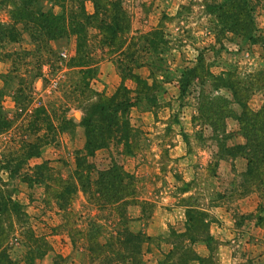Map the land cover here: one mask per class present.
<instances>
[{
    "label": "rangeland",
    "instance_id": "374dc122",
    "mask_svg": "<svg viewBox=\"0 0 264 264\" xmlns=\"http://www.w3.org/2000/svg\"><path fill=\"white\" fill-rule=\"evenodd\" d=\"M82 1L86 10L92 12L91 1ZM211 1L222 2L123 0L131 19L129 37L135 36L132 61L134 65H139L135 72L147 79V88L151 91L148 93L145 88L149 98H142L129 111L136 137L134 153L124 156L121 146L112 144L108 149L98 150L93 161L97 168H105L111 160H116L132 174L131 183L137 190L138 198L149 202L147 206L139 202L128 207L135 229L145 231L155 213L158 212V216L162 214L161 209L157 210L159 205L171 209L169 211L173 213L175 211L171 207L174 205L182 208H185L182 204L197 205L204 209L222 205L228 211L225 217H221L225 234L211 233V221H217L218 213L206 210L208 232L212 240L210 244H195L196 252L208 254L211 245L216 264H234L247 260L253 264H264V229L256 224L255 217L257 206L264 204V196L257 190L246 192L239 186L242 178L238 169L241 167L228 160L235 158L226 155L227 147L243 145L245 137L234 118H228L225 129L218 130L214 135L208 123L201 119L198 110L200 99L206 96L212 103L224 98L236 114L241 112V106L232 91L222 85L228 79L236 83L240 81V87L250 85L253 90L248 93L247 103L252 110H257L264 103V86L255 89L258 84H254L256 79L261 82L263 80L260 77L264 71V48L260 43H252L248 38L233 34L224 27L226 19L220 21L205 8L204 4ZM40 4L45 10H60L51 0H42ZM248 4L255 25L254 34L258 36L264 32V0H248ZM6 11L7 8L0 4V20L7 21ZM6 51H17L19 55L13 59L7 58ZM25 51L29 53H23ZM96 52L99 54L98 49ZM74 53L73 35L56 39L38 51L30 37L24 33L18 42L4 44L0 48V89L4 87L1 74L14 71L12 74L17 76L7 82L8 88L3 97L4 111L14 119V123L11 129L0 134V159L11 154L23 139L32 140V136L25 135L27 132H22L21 128L29 130L34 119V108L40 100L54 124L61 118H70L75 125L70 130L58 133L56 140L44 145L40 155L30 158L27 164L32 166L42 160H49L61 176L68 177L72 173L74 151L83 146L85 136L83 127L79 125L82 111L75 102L76 94H70L77 76L73 69L63 64L65 61H61L60 57L68 59ZM40 58L44 60L43 64ZM198 60L202 67L201 75H189L186 70L195 66ZM96 68V75L90 81L91 86L106 94L113 93L121 82L113 60L102 59ZM39 69L41 75L31 80V73ZM208 73L220 76L221 79L214 81ZM182 77H185V91L181 93ZM18 78L23 82L19 83ZM125 84L130 88L135 87L130 80H126ZM10 86L21 87V102L14 101L9 92ZM32 88L36 92L34 100ZM46 132L42 126L38 134ZM178 134L186 142V150L193 155L190 164L196 174L191 181L181 177L185 165L174 163L169 157L167 144L174 142ZM236 158L246 163L245 157L238 155ZM232 184L236 188L229 193ZM0 187L13 190L15 199L26 212V223L15 221L7 241L9 254L18 264L87 263L86 251L81 249L80 241L73 246L63 229L62 210L54 201L45 200L43 185H27L18 178L9 179L8 172L0 164ZM67 210L71 212L75 228H85L89 218L96 217L106 231L112 230L111 214L88 202L81 191L77 192ZM184 210L176 212H183L185 217ZM178 223L177 229L168 225L165 232L151 236L144 244L143 254L147 264H162L168 250L179 241L176 236H170V229L180 232L185 220L182 223V219H179ZM28 227L35 236H44L52 251L60 254L63 260H51V252L48 253L49 258L27 260L32 248L24 239V230ZM189 264L198 262L192 261Z\"/></svg>",
    "mask_w": 264,
    "mask_h": 264
},
{
    "label": "trees",
    "instance_id": "16d2710c",
    "mask_svg": "<svg viewBox=\"0 0 264 264\" xmlns=\"http://www.w3.org/2000/svg\"><path fill=\"white\" fill-rule=\"evenodd\" d=\"M41 1L0 0V4L7 8L8 17L7 21L0 20V48L4 44L18 42L24 33L30 37L38 51L56 39L68 35L75 36L74 55L68 59L60 57V60L65 61L63 64L73 69L77 76L70 94H76L75 102L82 111L79 125L84 129L85 140L83 146L74 151V168L68 177L56 173L49 160L29 166L28 160L38 157L44 145L54 142L58 133L70 130L75 125L70 118H61L54 124L49 114H46L47 108L39 100L34 108V119L29 130L21 128L22 132H27L25 135L32 136V140L23 139L11 154L2 157L1 168L8 172L9 179L18 178L27 185L44 186L45 200L54 201L62 210L63 229L73 246L80 241V246L83 247L81 249L86 251L88 260L84 264H147L143 247L151 236L142 229H135L134 219L128 214L129 206L144 201L138 198L137 190L131 183L132 174L116 160H111L105 168H97L93 161L98 150L108 149L112 144L120 145L124 156L132 155L136 150V137L129 111L142 98H149L147 92L151 89L147 88V79L135 72L139 65H134L132 61L135 36L129 37L130 16L123 0H90L92 12L86 10L82 0H51L54 5L60 7L58 12L45 10L40 4ZM204 5L208 12L216 15L220 21L226 19L227 24L224 27L231 33L248 38L252 43H260L264 48V32L258 36L254 34L255 25L248 0H222L218 3L211 1ZM17 55V51L5 52L7 58L13 59ZM105 58L113 60L121 77L120 84L111 94L97 91L90 84L96 75L98 62ZM40 62L43 64L44 60L40 58ZM12 72L14 71L1 74L4 87L0 89V134L11 129L14 123V119L5 113L2 105L8 88L7 82L17 77ZM186 72L199 77L202 73L199 60ZM261 73L263 77L260 78L263 80L261 82L256 79L254 84L258 86L255 89L264 86V71ZM208 74L214 81L221 79L220 76ZM39 75L40 69L31 73L30 78L32 80ZM17 80L19 83L23 82L21 78ZM126 80L132 81L135 87H128ZM180 81L182 93L185 91V77ZM223 83L222 85L232 91L236 102L241 106V112L236 114L224 98L212 103L204 96L199 101V115L208 123L214 135L218 130L225 129L228 118L238 121L245 143L227 147L226 155L230 158H236L238 155L245 157L246 167L241 172L242 182L239 186L246 192L257 190L264 196V103L257 110H252L247 103L248 93L253 90L250 85L240 87V81L236 83L230 79ZM9 88L14 101L21 102V87ZM35 93L32 88V99L35 98ZM24 125L28 127L27 124ZM42 126L47 132L39 135ZM231 187L229 193L236 188L235 184ZM78 191L98 209L111 214V231H106L96 217L89 218L85 228H75L71 212L67 208L75 200ZM148 203L143 202V205L147 206ZM182 206L185 207L184 230L176 232L170 229V236H176L179 241L168 250L162 264H189L192 261H197L198 264H216L211 245L208 254H198L194 248L197 243L210 244L212 240L208 232V212L197 205ZM140 207L143 209L142 205ZM255 217L256 224L264 229V204L257 206ZM15 221L26 223V212L22 204L15 199L13 190L0 187V264H18L10 256L7 247ZM24 232V239L32 246L27 260L49 258L50 252L51 260H63L60 254L52 251L44 236H35L29 227ZM234 264L253 263L247 260Z\"/></svg>",
    "mask_w": 264,
    "mask_h": 264
},
{
    "label": "crops",
    "instance_id": "0c3cea01",
    "mask_svg": "<svg viewBox=\"0 0 264 264\" xmlns=\"http://www.w3.org/2000/svg\"><path fill=\"white\" fill-rule=\"evenodd\" d=\"M174 142L172 143H168L167 146L169 148V157L172 159V161L174 163L178 162L180 164H184L185 166L183 167L182 170V178L185 181H191L192 179H194L195 174L194 171L192 170L193 165L190 164L192 163V159L191 157L193 156L192 153H190L188 150H186L185 148V144L186 142L184 141L183 138L180 137V135L178 134V138L177 139H173ZM229 161H233L235 166H237V164L240 165V169H238L240 172L245 170L246 167V163L243 159L239 160L238 158L235 159H228ZM223 161V160H221ZM225 162V160H224ZM231 165V162L229 163ZM166 192V191H165ZM173 211H175L174 213L169 211L171 209L168 208H161V206L159 205L157 207V210H162V214L160 216L157 215V213H155L156 215L153 216L149 222H148V226L145 230L146 234L149 236H154V235H158L162 232H165V230L168 229V225L173 226L174 228L179 225L178 221L179 219H182V223H183V219L185 220V217L183 215V212L181 214H177V210L184 209L182 207H179L177 205H174L171 207ZM209 213L212 211H216L218 213L217 216V221H211V224H215V227L213 225H211V233H215V235H220L222 233V235L225 234V229L224 226L221 223V217L222 216H226L228 214V211L222 206V205H212L210 207H207L206 209ZM219 211V212H218ZM179 213V212H178ZM218 221L221 223L219 224ZM220 226V227H219ZM167 228V229H166ZM177 229V227L175 228ZM184 229V228H183ZM179 230V231H183ZM221 237V236H219ZM223 239V238H222Z\"/></svg>",
    "mask_w": 264,
    "mask_h": 264
},
{
    "label": "built area",
    "instance_id": "2783aa9c",
    "mask_svg": "<svg viewBox=\"0 0 264 264\" xmlns=\"http://www.w3.org/2000/svg\"><path fill=\"white\" fill-rule=\"evenodd\" d=\"M62 53V52H61ZM62 55H65L64 53H62Z\"/></svg>",
    "mask_w": 264,
    "mask_h": 264
}]
</instances>
